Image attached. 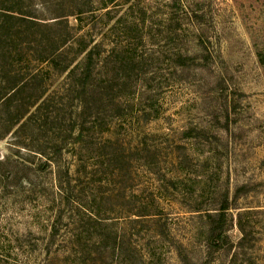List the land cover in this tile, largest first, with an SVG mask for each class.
Here are the masks:
<instances>
[{
    "label": "rangeland",
    "instance_id": "obj_1",
    "mask_svg": "<svg viewBox=\"0 0 264 264\" xmlns=\"http://www.w3.org/2000/svg\"><path fill=\"white\" fill-rule=\"evenodd\" d=\"M91 6L83 14L76 1L37 6L44 17L73 13L63 50L77 62L85 45H98L94 94L83 111L78 74L27 65L25 123L0 127V264L196 263L206 214L241 186L247 192L228 211L229 242L215 264H264V0ZM197 11L212 59L176 68L178 53L199 52L197 31L186 26ZM114 234H125L120 257Z\"/></svg>",
    "mask_w": 264,
    "mask_h": 264
},
{
    "label": "trees",
    "instance_id": "obj_2",
    "mask_svg": "<svg viewBox=\"0 0 264 264\" xmlns=\"http://www.w3.org/2000/svg\"><path fill=\"white\" fill-rule=\"evenodd\" d=\"M70 1H76L78 4L83 5L79 13L83 14L84 11L88 13L92 11L93 0ZM55 3H57V0H0V74H3L2 77L0 76V127L6 122L11 123L12 126L25 123V109L30 106L28 101H31V96H24L25 88H27L28 82L31 80L30 78L29 81L26 80L25 74H29L27 65L33 62L49 64L50 67H56L55 69L59 67L60 74H69V76L73 77L78 74L77 83L73 86L75 90L73 91L76 92V99L83 100L81 101L83 111L89 106L90 102L85 98L94 94L90 90L93 87L89 83V76L98 45H94L91 48L85 45L77 56V59H80L81 55L83 56V60L80 63L76 59L71 58L68 52H64L63 47L71 40V30H73L67 25L66 20L73 13L57 14L54 18L37 14L38 4L49 9ZM84 6L87 7V10H85ZM193 13V16L189 14L186 20L188 25L186 26L197 31L199 52L196 55L178 53L175 59L176 68L186 66L191 68L198 65L203 67L207 65L208 67V63L212 59L210 46L206 42L208 39L202 27L201 18L204 14L198 11ZM63 17L65 19H62ZM23 63L25 67L22 66ZM4 112L6 116L3 115ZM83 125L81 126L82 129L85 127V123ZM10 127L11 125L9 129ZM75 127L70 131H74ZM76 128L79 129L78 127ZM81 136L82 134L80 133ZM52 145L54 150L57 152L61 151L62 147L57 142L52 143ZM106 157L112 162L120 163L121 161L119 153L116 152L107 153ZM4 178H7V174L4 175ZM243 192H247L246 186H241L236 190L232 201L225 198L219 208L206 214L208 232L205 241V253L199 262L192 264L217 263L218 255L229 242L227 235L229 227L228 211ZM67 199V203L70 204L72 199ZM60 219L62 221V217ZM161 230L165 233L164 228H161ZM58 231L59 228L54 226L50 239L45 244L46 255L52 253V247L56 243ZM118 235L114 234V237H112V252L115 253L118 249V256L120 257L126 240L124 238L125 234ZM246 238V234L243 233L238 244L243 245ZM103 239L108 240V238L103 236V238H99V242H103ZM179 253L182 258L186 257L183 249H179Z\"/></svg>",
    "mask_w": 264,
    "mask_h": 264
}]
</instances>
